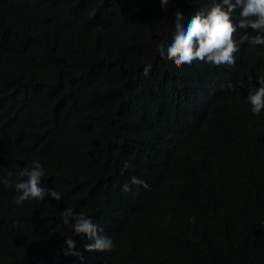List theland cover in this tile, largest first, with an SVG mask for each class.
Returning a JSON list of instances; mask_svg holds the SVG:
<instances>
[{
  "label": "trees",
  "instance_id": "obj_1",
  "mask_svg": "<svg viewBox=\"0 0 264 264\" xmlns=\"http://www.w3.org/2000/svg\"><path fill=\"white\" fill-rule=\"evenodd\" d=\"M211 3L0 0V178L14 174L0 183V264H264V109L226 159L228 142L212 149L193 131L232 108L245 118L244 99L206 95L189 64L169 66L156 48L177 4L192 13ZM197 65L212 83L214 67ZM180 117L190 129L161 152L141 142L144 126L176 128L168 119ZM34 159L61 198L15 205L11 181ZM130 173L142 182L125 190ZM68 206L114 247L86 250L62 224ZM66 236L79 255H63Z\"/></svg>",
  "mask_w": 264,
  "mask_h": 264
},
{
  "label": "clouds",
  "instance_id": "obj_2",
  "mask_svg": "<svg viewBox=\"0 0 264 264\" xmlns=\"http://www.w3.org/2000/svg\"><path fill=\"white\" fill-rule=\"evenodd\" d=\"M166 4L167 0H159L161 8ZM239 29L245 31L242 33ZM156 48L159 54L171 57L169 66L189 64L184 66L196 72L194 78L197 86L206 95L216 96L215 88L219 94L227 93L244 99L245 118L238 119L236 116L240 110L232 108L227 114L222 112L212 120L199 122L193 131V136L199 133L208 138L213 143L212 149H215V144L228 142L230 148L225 158L234 159L236 152L242 149L240 141L245 131L252 126L254 115L258 116L264 109V0H212L210 6L192 13L177 4L173 10L169 35L157 40ZM194 60L196 62L191 65ZM198 63L214 67L212 83L200 71ZM151 67L150 63L146 64L143 74L147 75ZM171 121L179 125L176 128L167 126L159 129L160 126L153 122L144 126L142 131H138L141 142L145 141L161 152L167 147L164 145L172 134L180 138L190 129L183 117H180V122L168 119V123ZM197 154V166L201 168L202 163L208 162V155H205L204 148L201 154ZM153 168L158 170L154 165ZM13 175L11 171L7 172L5 177L0 178V183L8 185ZM44 175L45 170L36 159L31 161V166L16 172L15 176L23 179L11 181L15 188L12 203L19 206L25 201L44 200L45 197L59 200V191L42 186L41 178ZM130 182L140 183L142 180L138 174L130 173L122 182L123 189L127 190ZM60 218L62 224L69 226L74 235L84 236L87 241L84 244L86 250L105 252L114 247L113 237L104 234L91 216L68 206L60 213ZM63 244L66 246L62 248L64 256L79 255L76 241L70 236L65 237ZM102 264H120V261L106 258Z\"/></svg>",
  "mask_w": 264,
  "mask_h": 264
}]
</instances>
